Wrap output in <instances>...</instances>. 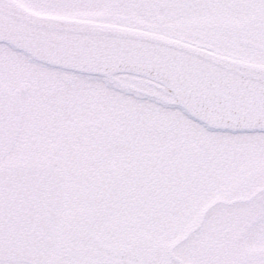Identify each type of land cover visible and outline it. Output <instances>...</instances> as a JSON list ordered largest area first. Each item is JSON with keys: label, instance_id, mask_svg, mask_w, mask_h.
Returning <instances> with one entry per match:
<instances>
[{"label": "snow or ice", "instance_id": "1", "mask_svg": "<svg viewBox=\"0 0 264 264\" xmlns=\"http://www.w3.org/2000/svg\"><path fill=\"white\" fill-rule=\"evenodd\" d=\"M0 264H264V0H0Z\"/></svg>", "mask_w": 264, "mask_h": 264}]
</instances>
